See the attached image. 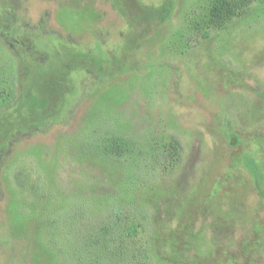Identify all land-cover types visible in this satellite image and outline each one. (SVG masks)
<instances>
[{"label": "rangeland", "instance_id": "374dc122", "mask_svg": "<svg viewBox=\"0 0 264 264\" xmlns=\"http://www.w3.org/2000/svg\"><path fill=\"white\" fill-rule=\"evenodd\" d=\"M137 1L0 0V264H264V0Z\"/></svg>", "mask_w": 264, "mask_h": 264}, {"label": "trees", "instance_id": "16d2710c", "mask_svg": "<svg viewBox=\"0 0 264 264\" xmlns=\"http://www.w3.org/2000/svg\"><path fill=\"white\" fill-rule=\"evenodd\" d=\"M133 2L135 4H139L137 0H133ZM136 7L138 8V10L139 8L143 9V13L145 14L146 23L149 24L148 26H151L153 21L156 20L157 14L147 7L143 8V6H141L140 4L136 5ZM127 17L130 18L131 16H127ZM130 24H133V23H130ZM66 59L67 61L63 63L60 68L56 65H53L47 71H44L45 73L42 72L43 68L40 67L42 69L40 70L42 74L38 75V78L40 79V81H43L41 84L40 93H43L49 99L53 97L57 98L59 97L57 94L59 95L62 94L63 92L62 82H63V79H65L64 75L67 73H70L76 68L89 69V67L93 68V66L97 64L98 66L97 69L99 70V72H101V74L104 73L102 71V66L99 63H97L95 59L92 57L88 59L87 56H73V54H70V57H67ZM32 67H36V66H32ZM32 67L24 69L27 80H29V78L32 79V77L34 76L32 73H35V71L33 70L34 68L32 69ZM53 70L55 71L54 74H53ZM40 116H42V114L31 113L29 115L20 117L19 119L14 121L13 124L8 123V122L2 123L0 127V139L4 140L7 136H9L10 132L17 130L23 125L35 123L37 121V118ZM258 188L264 198V177H262L261 180H258Z\"/></svg>", "mask_w": 264, "mask_h": 264}]
</instances>
